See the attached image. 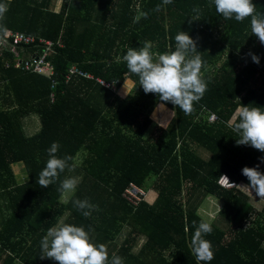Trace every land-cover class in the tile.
Returning a JSON list of instances; mask_svg holds the SVG:
<instances>
[{
	"label": "trees",
	"instance_id": "1",
	"mask_svg": "<svg viewBox=\"0 0 264 264\" xmlns=\"http://www.w3.org/2000/svg\"><path fill=\"white\" fill-rule=\"evenodd\" d=\"M56 1L0 0L8 8L0 40L21 33L55 45L51 77L14 69L9 44L0 50V264H58L40 258V242L60 219L91 230L93 242L124 264H197L192 222L207 220L198 213V193L220 203V223L209 221L213 232L205 236L214 251L210 264H264V200L257 207L240 187L249 184L244 167L264 172V152L238 146L229 127L241 104L264 108V44L251 33L250 18L225 20L209 0H62L55 10ZM253 3L264 13V0ZM194 7L201 9L199 21H191ZM180 31L197 41L207 91L190 115L164 105L175 111L164 130L150 118L164 102L145 94L123 56L145 41L154 53L174 51ZM19 50L41 54L43 46ZM72 65L115 83L120 94L94 80L64 81ZM126 80L132 88L124 97ZM207 110L216 122H208ZM25 117L39 120L31 136ZM53 142L60 145L57 155H71L76 165L60 180L80 178L68 200L57 191L59 181L47 188L37 183ZM15 164L23 165L22 174H15ZM222 176L237 188L221 189ZM130 183L150 191L136 208L121 197ZM86 198L97 206L87 218L73 204Z\"/></svg>",
	"mask_w": 264,
	"mask_h": 264
},
{
	"label": "clouds",
	"instance_id": "2",
	"mask_svg": "<svg viewBox=\"0 0 264 264\" xmlns=\"http://www.w3.org/2000/svg\"><path fill=\"white\" fill-rule=\"evenodd\" d=\"M173 0H162L163 5L172 3ZM210 6L214 4L215 10L225 20L235 19L243 22L250 18L251 33L261 44H264V13L257 12L253 0H209ZM161 5H157L155 11H160ZM8 8L0 3V20H3ZM196 14L191 21H199L201 9L194 7ZM147 18V13H145ZM190 21V23H191ZM0 31H6L0 25ZM153 44L145 41L139 48H128L123 56L128 71L139 78L145 94H156L158 100L164 102L158 105L163 108L171 103L179 108L184 115H190L194 111V105L202 99L207 91V81L203 76L205 64L201 52L198 51L197 41L187 32L180 31L175 36V50L164 53H154ZM253 62L259 64L260 58L254 53H248ZM126 85V81H125ZM126 88V87H125ZM127 89V88H126ZM128 94V91L125 93ZM175 111L172 112V115ZM229 127L238 136L236 143L249 145L264 152V108L244 106L241 104L236 110ZM60 145L53 142L48 152L46 166L39 172L37 183L42 188H47L59 181L58 192L62 199L76 191L80 178L76 176H60L66 170L74 171L76 165L71 163L73 157L65 155L63 158L57 155ZM264 163V157H260ZM242 174L249 180L248 185L240 186L251 192L254 190L260 199L264 200V172L257 167H244ZM76 207L85 218L89 217L97 206L86 199H75ZM195 226L191 237L190 248L197 264H210L214 259V251L211 241L205 236L212 234L211 222L201 219ZM91 230H85L83 226L65 223L63 219L47 230L41 239V259H51L58 264H124L123 258L112 254L111 259L105 245L96 244L91 237Z\"/></svg>",
	"mask_w": 264,
	"mask_h": 264
},
{
	"label": "built area",
	"instance_id": "3",
	"mask_svg": "<svg viewBox=\"0 0 264 264\" xmlns=\"http://www.w3.org/2000/svg\"><path fill=\"white\" fill-rule=\"evenodd\" d=\"M9 44V52L16 59L13 68L16 70H21L25 73L32 72L45 77H51L53 74V66L48 61L49 54L52 52V48L55 46L49 41H44L41 39H36L34 37L26 36L21 33H11L9 35V40H0V50L6 48ZM34 45L43 46V51L41 54H24L23 51L19 50L22 47H31ZM57 46L61 45L57 43ZM7 68V67H6ZM74 78H84L87 80H94L102 87L109 89L114 93H118L119 89L113 82H106L101 78H95L92 74L81 70L76 65L69 67L66 76H64V81L69 82ZM207 120L209 123L216 122L218 120L216 114L210 111H206ZM217 185L223 190H231L237 188V186L232 183L226 176H222L218 179ZM121 197L133 208H136L139 203L147 198V191L138 187L137 185L130 183L121 194Z\"/></svg>",
	"mask_w": 264,
	"mask_h": 264
},
{
	"label": "rangeland",
	"instance_id": "4",
	"mask_svg": "<svg viewBox=\"0 0 264 264\" xmlns=\"http://www.w3.org/2000/svg\"><path fill=\"white\" fill-rule=\"evenodd\" d=\"M62 0H57L55 3V10H59L60 4ZM129 80H126L128 82ZM131 83V81H129ZM158 105L154 107V111H157L156 113L151 112L150 118L153 120L158 126L160 125L161 128H164V130H167V128H170L175 121V114L172 115L171 111L169 109H166L165 107L163 108V112L159 116L158 114ZM160 113V112H159ZM39 123V120L36 117H29L24 119V131L25 134L31 130L32 125H37ZM198 155L202 157L203 159H206L208 156L206 153L203 151H198ZM13 171L15 172L16 175L22 174L23 171V165L22 164H15L13 167ZM247 193H249V190L246 189ZM150 191L147 192V196H149ZM72 194H69V196L66 199L63 200H68ZM198 198H201V204L198 208V213L202 215L204 218H206L208 221H217L218 220V209L220 207V203L212 196H206L203 197V195L198 193L195 197V200ZM2 206V202L0 201V208ZM261 206V205H260ZM1 219V215H0ZM218 222V221H217ZM220 223V221L218 222ZM123 236L119 239V243H121Z\"/></svg>",
	"mask_w": 264,
	"mask_h": 264
},
{
	"label": "crops",
	"instance_id": "5",
	"mask_svg": "<svg viewBox=\"0 0 264 264\" xmlns=\"http://www.w3.org/2000/svg\"><path fill=\"white\" fill-rule=\"evenodd\" d=\"M125 87H126L127 89H126ZM124 88L126 89V92L128 91V94H129V92H130V90H131V88H132V85H124L123 89H124ZM120 91H121V90H119V94H120ZM126 92L123 93V96H124V97L127 96V95L125 94ZM121 94H122V93H121ZM158 105H160V104H158ZM155 107H156V106H155ZM158 110H159V111H158V114H159V116H160L161 113H162L163 111H161L160 108H158ZM170 111H171V110H170ZM153 112L156 113L157 111H154V110H153ZM153 112H152V113H153ZM159 112H160V113H159ZM172 112H173V111H171V113H172ZM173 115H174V114H173ZM26 118H29V117H25L24 119H26ZM152 122H153V124H156L153 120H152ZM23 124H24V120H23ZM39 126H40L39 123H38L37 125H32L31 130L28 131V132L26 133V135H27V136H31V135L35 134V133L39 130ZM159 126H160V125H159ZM241 186H243V185H241ZM241 190H242L247 196H249V197L251 198V200H253L252 203H253V204L255 203V204L257 205V207H260V205L263 204L262 199H260V197L257 196L256 193H255L254 191L251 192V191L249 190V193H247V192H246V191H247L246 188H242V187H241ZM148 197H149V196H148ZM219 208H220V207H219Z\"/></svg>",
	"mask_w": 264,
	"mask_h": 264
}]
</instances>
